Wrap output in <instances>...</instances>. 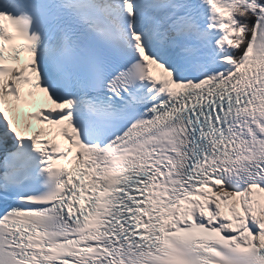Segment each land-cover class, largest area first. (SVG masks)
I'll return each mask as SVG.
<instances>
[{
  "label": "snow or ice",
  "instance_id": "obj_1",
  "mask_svg": "<svg viewBox=\"0 0 264 264\" xmlns=\"http://www.w3.org/2000/svg\"><path fill=\"white\" fill-rule=\"evenodd\" d=\"M0 264H264V0H0Z\"/></svg>",
  "mask_w": 264,
  "mask_h": 264
}]
</instances>
